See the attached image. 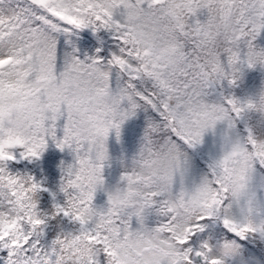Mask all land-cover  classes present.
<instances>
[{
	"label": "snow or ice",
	"instance_id": "1",
	"mask_svg": "<svg viewBox=\"0 0 264 264\" xmlns=\"http://www.w3.org/2000/svg\"><path fill=\"white\" fill-rule=\"evenodd\" d=\"M84 31L116 50L79 58L68 38ZM261 38L264 0H0V264H264V86L205 100L264 73ZM140 112L138 152L107 187L108 139ZM218 127L190 179L189 152ZM49 142L72 160L45 213L43 182L9 165ZM59 220L72 230L41 244Z\"/></svg>",
	"mask_w": 264,
	"mask_h": 264
},
{
	"label": "trees",
	"instance_id": "2",
	"mask_svg": "<svg viewBox=\"0 0 264 264\" xmlns=\"http://www.w3.org/2000/svg\"><path fill=\"white\" fill-rule=\"evenodd\" d=\"M100 37L103 39L104 44L98 45L95 37L92 36L90 32L84 31L81 32L79 37H70L71 43L75 45L77 49V55L79 58L83 59L85 55L92 56L96 54V48H102V55L107 56L109 52L116 50V42H114L110 36L106 33H100ZM66 37L60 36L58 43V55L62 56L65 52H71L72 47L65 45ZM260 47H264V38H261L257 41ZM246 70V69H245ZM256 78L264 79V73H261L259 70L252 71ZM207 94L205 96L206 102L223 104L224 98L219 93L212 89L206 90ZM145 125V113H138L137 117L126 122L122 127L120 141L117 142L114 135H110L107 147L109 154V161L106 163L104 169V179L105 185L110 187L114 185L122 172L131 166L133 157L136 155L139 149L140 137L143 133V128ZM223 129L218 127L217 135L214 137L209 135L205 138V144L202 149L197 153L189 152L190 157V168H191V178L198 179L206 171V160L207 154L209 152L216 151V145H218L219 136L221 135ZM62 135L60 131H57V136ZM72 157L68 154L67 151L60 152L54 145L49 142V146L46 148L45 152L42 154L41 158L38 161H34L31 164H36L40 162L43 166L50 170L51 173L56 174L55 178L48 177L44 182V187L48 189V193H55L56 187L60 180V163L64 161L65 164L70 163ZM17 164L13 163L10 166L16 167ZM13 173H20L15 169L12 170ZM59 176V178L57 177ZM255 184L259 187L261 184H264V178L261 175L255 177ZM61 197L57 196V200H60ZM105 197L103 192H98L95 198L94 203L97 206H100L104 203ZM45 237L41 240V244H46L47 236L49 233L48 225L44 229ZM57 233V232H56ZM54 238V237H53Z\"/></svg>",
	"mask_w": 264,
	"mask_h": 264
},
{
	"label": "rangeland",
	"instance_id": "3",
	"mask_svg": "<svg viewBox=\"0 0 264 264\" xmlns=\"http://www.w3.org/2000/svg\"><path fill=\"white\" fill-rule=\"evenodd\" d=\"M262 86H264V79L262 81V78H256L252 71L246 69L238 80L236 87L229 88L226 84H224L223 86H213L210 89L219 91L223 98L232 95L237 99L246 100L249 97L254 96ZM257 134H264V130L258 129ZM38 166L41 167L42 164L40 162H37L36 164H31L28 161H21L16 165V167L9 165L11 171L15 169L21 174L27 173L29 175L34 176L37 181L43 182L47 180L48 177H56V174L51 173L49 169L45 168L44 166L42 168H38ZM57 177L59 178V176ZM51 204L52 199L49 193H42L40 195L38 204L39 210L47 213L51 209ZM72 227L73 226L69 224L66 220L50 221L48 223L49 233L46 240H51L55 236L56 232H59L60 230L71 231Z\"/></svg>",
	"mask_w": 264,
	"mask_h": 264
}]
</instances>
